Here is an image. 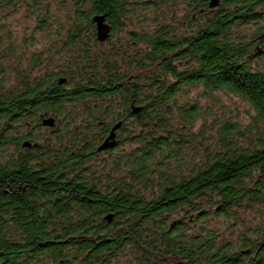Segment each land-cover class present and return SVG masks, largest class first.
<instances>
[{
  "label": "trees",
  "instance_id": "obj_1",
  "mask_svg": "<svg viewBox=\"0 0 264 264\" xmlns=\"http://www.w3.org/2000/svg\"><path fill=\"white\" fill-rule=\"evenodd\" d=\"M45 1L0 0L2 47L10 37L9 28L17 26L5 24L10 9L25 7L29 14L23 16L24 21L36 13L29 20L34 24L31 31L35 22L42 26L54 21L49 11L40 10ZM84 3L88 11L76 4L68 19L90 21L104 15L109 22L119 23L133 6L138 26L146 18L170 19L175 26L150 35L139 31L138 47L145 49L138 50L139 60L133 66L124 61L120 67L112 56L92 55L91 72L86 73L77 63L70 72L74 101L62 99L59 92L57 101L41 108L38 101L43 89L32 88L37 85L30 79L27 85L20 81L17 88L8 89L5 67L0 66V264H119L120 256L131 257V264H155L156 253L173 250L183 257L194 249L186 237L174 238L167 232L173 224L182 226L183 216L199 223L210 215L217 219V210L212 209L216 205L219 219L229 221L226 227H230L242 212L264 207V71L252 69L249 59L257 47L252 41L255 35L245 40L240 30L232 28L231 16L215 18L205 6L198 7L203 0ZM148 9L154 12L153 18L145 15ZM117 29L121 30L120 25ZM18 37H26L25 48L37 42L32 33ZM14 46L21 49L17 42ZM190 88H202L205 98L224 93L246 100L256 117L247 132L252 136L254 127L261 128L256 140L239 145L251 136L239 124L223 120L215 122L220 125V147H209L206 153L199 149L200 132L193 130L203 114L196 103L180 104L183 91ZM65 100L75 117L110 120L124 112L131 114L132 108L140 110L135 113L137 124L128 121L121 133L124 143L138 142V149L102 166H93L100 160L81 150L84 136L68 138L75 141V156L62 154V149L24 150L27 141L19 137L33 132L32 117L39 112L67 115ZM134 131L140 136L133 139ZM58 140L66 139L61 135ZM12 171L14 180L29 182L26 193L17 183L9 187ZM56 180L63 183L57 186L58 194L46 192L50 187L41 181ZM201 227L203 261L209 264L216 230L204 228L203 223Z\"/></svg>",
  "mask_w": 264,
  "mask_h": 264
},
{
  "label": "flooded vegetation",
  "instance_id": "obj_2",
  "mask_svg": "<svg viewBox=\"0 0 264 264\" xmlns=\"http://www.w3.org/2000/svg\"><path fill=\"white\" fill-rule=\"evenodd\" d=\"M67 1H70L71 5L82 6L84 12L88 11L84 3L86 0H65V2ZM208 2L203 0L202 5H198V7L205 6L209 14L214 15L215 18L231 16L232 28L246 32L243 37L245 40L251 39L252 35L256 37L252 41L257 44V47L255 46V52L249 56V59L255 60L256 57L254 55L257 51H261V54H263L261 57L263 58L264 0H218V6L212 9L210 8V2ZM134 9L133 6L132 8L129 7L127 14L121 18L119 23L109 22L104 15L101 16L104 19V25L108 27V38L104 42L98 40L95 18L90 21L54 20L45 22L42 26L40 22H35L37 25L35 30L33 28L28 34L36 35L35 40L37 42L29 48L23 47L26 37L23 40L20 37H6L5 47H2L0 42V52L3 48L7 49L6 54L2 53L0 55L5 58L0 61V66L3 65L5 67L6 77L4 78V83H7L6 87L8 89L17 88L20 81L22 85H27L30 79L31 84L35 82L37 85L32 88L43 89L41 91L43 101L42 99L38 101L39 105L41 104V108H43L46 104L57 101L59 92L62 93V99H67V101L72 99L71 95L75 94V83L72 81V73L70 72H73L76 64L79 63L82 71L85 70L86 73H90L92 65L89 64V60L92 55L106 58L112 56V59H115L120 67L124 65V61L127 64L131 62L133 66L135 64L134 61H138L137 59L140 55L138 51L140 49L138 47L140 41L139 33L143 31L142 34H145L144 32L147 35L153 34L156 25V23L154 25L153 22H149L148 27L143 24L141 29H138L139 26L135 21L138 11ZM204 11L201 10L202 13ZM186 12L187 8L184 10V15H186ZM153 13L152 10H149L145 15L152 16ZM69 17L71 18L72 16L70 15ZM194 18H196L195 15L193 16ZM118 25H120L121 30L117 29ZM257 30L263 31L259 32ZM19 35L23 36L24 31ZM15 42L19 46L21 45V49L14 46ZM258 44H262V46ZM121 54L123 55L122 57H120ZM119 86L122 87V84ZM45 94H48L46 99ZM66 96L69 97L66 98ZM71 101H74V99ZM64 104L68 108V114L65 116L56 117L53 112H39L37 117H32L30 125L33 124L34 126L31 128L33 132L22 134L19 137V139L27 141L22 147L24 150H44L47 148V150L59 152L62 149V154L70 153L75 156V141L69 140L68 136L72 135L70 134L72 131L80 129L77 126L80 123V125H87L85 128L83 127L84 129H81L86 131L81 140V150L92 159L99 160L101 156L110 155L124 145L125 141L121 139V133L126 129L128 121L137 124L133 108L132 112L130 111L131 114L124 112L118 118L109 120L107 117L71 116L70 113L73 111L70 107L71 103L65 100ZM118 124H120V127L114 131V127ZM60 131L67 135V137H64L66 140L63 143L58 140L59 136L62 135ZM112 133L114 134V140L109 142L111 147L107 150H100ZM14 177L15 173L12 171L9 174V187L11 188L17 183L21 186L22 191L26 193L29 182H19L14 180ZM41 183L44 186H49L50 188H47L46 192L54 195L58 194L57 186L63 184L58 182V180L41 181ZM71 184L68 183L69 186ZM9 194H12V192ZM54 197L56 196L50 197L49 200L51 201V198L53 199ZM216 210L217 216L220 218V208L217 207ZM243 213L247 215L246 212ZM242 219L240 214L238 219L233 221V226L221 230L222 238H219L220 235L218 234L220 229L216 230L212 261L209 264H264V227L260 225H257V228L252 227V225L246 226ZM252 219H254V223H257L255 221L257 218L255 219L254 217ZM10 224L12 223L10 222ZM179 224L182 226L171 225L167 230L168 234H171L174 238L177 235L186 237L191 244L190 247L194 249L190 253L185 252L187 255L183 257L180 254L175 255L173 250L169 253H156L155 257L158 259L153 262L155 264H205L203 261L202 229L195 228H202V225H199V221L196 218L192 217L187 220L186 216H183Z\"/></svg>",
  "mask_w": 264,
  "mask_h": 264
},
{
  "label": "rangeland",
  "instance_id": "obj_3",
  "mask_svg": "<svg viewBox=\"0 0 264 264\" xmlns=\"http://www.w3.org/2000/svg\"><path fill=\"white\" fill-rule=\"evenodd\" d=\"M73 4L71 5L70 1L65 2V0H46L43 7L40 10H47L49 11L51 17L53 20H67L68 17L70 15H72L73 13ZM29 14L28 12H26V8L25 7H20L19 8H12L8 11L7 14V20L5 22L9 24L14 25L15 23H17V26H14L12 29L11 27L9 28L11 34L10 36L12 37H16L18 38L19 34L24 31V34L26 32V36L27 33L31 31V27L34 25L33 23H31V21L34 19V12H31V15L29 16V18L27 17V20L24 21L23 16L25 14ZM156 13V12H155ZM158 13V12H157ZM150 18L154 17V13L152 14V16H149ZM31 20V21H29ZM138 19H136L135 21H137ZM145 21H140L141 23H143L145 26L148 27L149 22H153L155 25V29L156 32L159 29H163V27H168V26H175L174 23H171L170 25V19H157L156 20H150V19H144ZM140 22L139 26H140ZM243 34H246V32H242ZM248 34H250V32H248ZM143 48V47H140ZM145 49V48H143ZM263 54H261L260 56H262ZM123 56V55H122ZM121 56V57H122ZM135 57V56H134ZM139 60V57H138ZM252 62L250 64L251 68L254 70H260V71H264V58H259V59H251ZM183 95V96H182ZM181 95L180 98V104L182 105H186V104H191V103H196L198 104L199 109L201 110V114H203L202 119L200 120V122L198 124H196V127L194 128L193 132L194 133H199V139L202 142V144H200V146L198 147L199 149L204 150V152L206 153V149L209 150V147H215L216 149H218L220 147V141H218V130L220 128V125L216 124L215 122H219V121H223V120H231L234 123H237L240 125L241 129L243 131L246 132V134L248 135V137L251 136L250 133H248L247 128L248 127H253L252 125L255 123V112L252 108V106L244 99L234 96V95H227L224 93H219L216 94L214 93L212 98L209 97H202L203 95V90L202 88H190V89H185L183 91V94ZM207 113H211V115H207ZM79 127H81L79 130L82 129V126L78 125ZM260 128V127H259ZM259 128L258 129H253L252 132V136L251 138H245V139H241L239 141V145L241 146H247L248 144H250L252 141H255L256 137L259 132ZM261 129V128H260ZM72 131V133L70 134H74V136L76 137H83L84 133L82 131ZM139 131V130H138ZM138 131H134L133 135V139L136 137H139L140 135L138 134ZM61 132V131H60ZM141 133V129L139 131ZM62 133V132H61ZM254 134V135H253ZM63 137H67V135H64L62 133ZM69 137V136H68ZM139 143H135V144H131L130 143H124L123 147H121L120 149L116 150L115 152L111 153L110 155H106V156H101L100 163H96V165L93 166H102L105 165L104 163H106L107 161L109 162L110 160H113L119 156H124V153H128L130 151L136 150L138 149ZM201 147V148H200ZM214 148V149H215ZM102 162V163H101ZM247 185V184H246ZM135 187L138 188V185H135ZM152 191H150L151 193ZM144 194L146 196H148L149 192L148 190L144 191ZM212 209L215 211L216 210V205H214L212 207ZM254 210L250 211L249 213L247 212L246 214L249 215H244V213H241L242 216V221L243 223H246V226H251L254 228H257L259 225L264 227V207L263 206H255L253 208ZM242 211V210H240ZM246 211V210H245ZM255 217V221L257 223H254V218ZM226 222L229 223V221H226L224 218H217V219H213L212 215H210L209 217L205 218L203 223V226L205 228L208 229H214V230H218V234L220 235L219 238H222V235L220 233L221 230L224 229H228L227 227H229V225H227L226 227ZM202 223L200 222L199 225H202ZM233 223V221H232ZM258 225V226H257ZM231 226H233L231 224ZM198 229H201L200 227H195ZM194 228V229H195ZM230 228V227H229ZM224 232V231H223ZM221 241V240H220ZM132 259L131 257H123L120 256L119 257V264H127L131 262ZM127 262V263H125ZM133 263V262H132Z\"/></svg>",
  "mask_w": 264,
  "mask_h": 264
},
{
  "label": "water",
  "instance_id": "obj_4",
  "mask_svg": "<svg viewBox=\"0 0 264 264\" xmlns=\"http://www.w3.org/2000/svg\"><path fill=\"white\" fill-rule=\"evenodd\" d=\"M210 2V8H215L218 6V0H205ZM95 22L97 23L98 29V40L104 42L108 38V27L104 25V19L102 17H96ZM261 51H257L254 57L260 56ZM140 111V110H139ZM137 109H134V113L139 112ZM120 127V124L114 127V131ZM111 140H114V134L112 133L111 136L107 139L106 143L100 148V150H107L111 146L109 143ZM112 218L108 217L107 220L110 221Z\"/></svg>",
  "mask_w": 264,
  "mask_h": 264
}]
</instances>
